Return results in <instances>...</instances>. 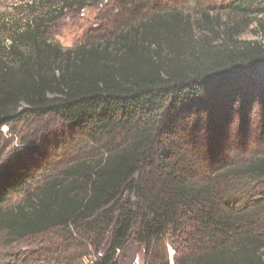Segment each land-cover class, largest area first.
<instances>
[{
	"label": "trees",
	"instance_id": "obj_1",
	"mask_svg": "<svg viewBox=\"0 0 264 264\" xmlns=\"http://www.w3.org/2000/svg\"><path fill=\"white\" fill-rule=\"evenodd\" d=\"M66 1L0 23V128L52 115L86 152L31 189L28 168L4 163L0 231L17 241L68 229L93 252L91 264H117L132 239L149 264H170L165 241L176 238L172 264H264V127L252 137L249 119L255 103L264 107V42L240 37L264 16V0H230L234 20L215 39L154 19L148 42L136 30L65 49L49 28L75 4ZM149 1L122 4L136 13ZM239 101L244 136H229L216 158L200 114L226 112L231 134ZM19 192L21 202L7 205Z\"/></svg>",
	"mask_w": 264,
	"mask_h": 264
},
{
	"label": "rangeland",
	"instance_id": "obj_2",
	"mask_svg": "<svg viewBox=\"0 0 264 264\" xmlns=\"http://www.w3.org/2000/svg\"><path fill=\"white\" fill-rule=\"evenodd\" d=\"M60 1L0 0V23L42 14L48 8L58 10ZM72 1L75 4L63 9L59 18L52 21L49 28L51 40L65 49L80 45L90 47L96 43L102 47L106 40L113 41L120 32L131 31L128 33V39H131L136 30L137 39L142 36L148 42L153 40V32L157 28L151 25L154 19L170 22L175 20L176 27L178 24L179 27L184 26L189 34L187 36H191L193 40L202 36L215 39L221 36L222 28L233 19L227 9L230 0H150L136 13L131 11L130 6H124L122 0H67L66 3ZM252 18L255 19L254 23L245 29L240 37L264 42V16ZM157 31L164 33L163 29ZM161 51L168 55L172 50L168 46L164 50L161 48ZM253 79L256 81L254 77ZM250 81L252 80L247 78L246 82ZM263 87L264 77L260 76L257 88ZM240 104L239 101L231 134L226 132V112L215 113L208 109L200 114L204 149H214L211 154L216 158L223 149L224 140L229 139V136L234 142L244 136L241 129L244 112L239 110ZM255 110V113L249 116L250 127L252 137L259 134L257 138H260V133L256 130L257 127L263 130L264 107L255 103ZM11 125L0 128V168L8 162H19L21 166L28 168L27 189L41 184L48 175L56 174L59 169L71 164L86 152L87 145L81 136L69 131L52 115L24 118ZM203 171L201 168L198 172ZM261 183L264 184V181H259V184ZM23 196L24 192L12 193L6 204L16 205L21 202ZM68 232V229H57L12 241L7 238L5 231H0V264H67L66 261L70 259L72 264H91L95 260L93 252L90 249H82L84 245L81 247L74 239H68ZM172 243L178 246L179 239L165 241V253L170 264L173 263L175 250ZM149 263L143 246L134 239L117 257V264Z\"/></svg>",
	"mask_w": 264,
	"mask_h": 264
}]
</instances>
